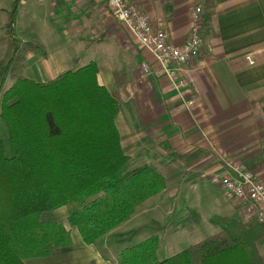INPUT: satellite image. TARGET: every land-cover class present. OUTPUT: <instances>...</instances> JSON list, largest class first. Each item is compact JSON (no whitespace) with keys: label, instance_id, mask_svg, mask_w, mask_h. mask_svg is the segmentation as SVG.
I'll return each mask as SVG.
<instances>
[{"label":"crops","instance_id":"obj_1","mask_svg":"<svg viewBox=\"0 0 264 264\" xmlns=\"http://www.w3.org/2000/svg\"><path fill=\"white\" fill-rule=\"evenodd\" d=\"M42 1L56 9L62 23L73 17L76 31L62 28L50 41V36H40L41 42H37L42 49L28 54L23 76L48 83L65 72L97 64L99 83L120 98L116 124L131 162L158 139L167 141L179 156L163 162L159 173L167 188L148 202L157 197L174 199L191 179L190 187L198 188L209 175L222 171L225 161L240 163L264 179V0L214 1L211 24L202 28V55L177 68L186 83L181 89L158 71L153 57L112 16L106 0ZM128 1L136 3L153 24L164 20L171 42L182 46L191 33L194 7L202 0ZM247 56L253 58L254 65ZM144 63L150 72H145ZM144 204L133 218L145 212ZM207 209L213 210V216L228 215L240 221L251 218L245 207H235L225 196L214 203L209 201L203 214L198 213L204 216ZM48 213L42 220L71 230L73 245L55 250L47 258L27 259L26 264H119V256L114 263L109 258L98 260L96 246L84 244L77 229L70 228L69 216L56 221ZM121 227L112 233L120 234ZM157 229L160 243V232L166 234V228Z\"/></svg>","mask_w":264,"mask_h":264},{"label":"trees","instance_id":"obj_2","mask_svg":"<svg viewBox=\"0 0 264 264\" xmlns=\"http://www.w3.org/2000/svg\"><path fill=\"white\" fill-rule=\"evenodd\" d=\"M5 27L7 51L0 60V264H26L73 245L71 230L42 220L46 212L72 206L70 228L84 244L97 246L128 222L142 203L167 182L151 165L133 167L116 121L121 102L98 81L90 63L48 83L23 76L29 53L42 49L15 35L18 3ZM215 0H202V28L212 21ZM8 79L14 84L3 93ZM220 232L160 261L159 241L150 237L125 249L119 264H264L258 244L264 223L214 217ZM136 230L117 235L131 241Z\"/></svg>","mask_w":264,"mask_h":264},{"label":"rangeland","instance_id":"obj_3","mask_svg":"<svg viewBox=\"0 0 264 264\" xmlns=\"http://www.w3.org/2000/svg\"><path fill=\"white\" fill-rule=\"evenodd\" d=\"M39 1L40 0H22L21 3H18L19 9L15 16V35L18 39H24V41L34 40L38 43L41 42V39H39L40 36L45 37L48 35L50 38L47 39L50 41L52 37L57 36L58 32H60L62 28L69 32L76 31L75 24L73 23V17H70L72 20L62 23V20L59 18V14L55 12V8L54 10L51 8L49 5L50 3H47V1ZM13 3L14 0H0V60L4 58L7 51V43L4 39L6 36L4 26L7 24L9 19ZM194 8H196V6ZM82 20L83 18L81 17V21ZM13 84L14 81L8 79L4 86L3 93L12 87ZM122 100H124V98ZM156 141L148 144V149H142L138 158L132 160V166L138 167L143 164L151 165L158 169V172H160L161 169H163V162L167 161L169 159L168 157H179L178 154L172 152V149H170L168 143H166L167 141H164L163 139H158ZM162 142H164L163 146L161 144ZM127 144L129 143H125V146H128ZM165 146L166 149L163 148ZM214 152L216 154V150ZM231 164L241 165L240 163L225 161L222 171L209 175L206 181L200 182L198 188L190 187L193 184V180L191 179L186 181L185 185L182 184V189L184 190H182V192L179 190L180 192H178L180 194L177 193L172 200H160V198L157 197V199H153L149 202L148 200L145 201L143 206L145 212H142L137 218H133L136 215L135 213L132 217L133 220L130 223L124 227L123 225L125 223L121 225L122 227L120 226L121 229L118 231L121 232L120 234H109L108 237L99 242L96 248L98 250L97 256L100 259H97L105 260L109 258V260L114 263V261L118 259L120 253L125 249L135 247L150 237H157L159 241V237L156 236L159 235V230L157 228H166V234L160 232L161 242L158 247L159 252L157 251V256L160 261L179 254L189 247L218 234L220 230L215 227L213 223H211V219L214 217L231 216H213L211 215L213 210L208 209L204 216L198 212L200 211L203 214L205 207L208 208L209 201L214 203L216 199L219 201L223 200L224 196L228 202L232 203L235 207H244L238 201L228 197L221 187L214 185L212 182V178L215 176L228 172ZM171 167L172 166H170V168ZM243 169L250 172L245 167H243ZM258 179L264 181V179ZM155 205H158V207ZM73 209L74 208L72 206H68L58 211L49 212L47 216L56 221L64 220L70 215ZM146 225L149 227L141 230L139 229V227ZM134 230L137 232L131 241L122 244L116 243L117 235H125ZM259 251L264 254V240L260 244Z\"/></svg>","mask_w":264,"mask_h":264},{"label":"built area","instance_id":"obj_4","mask_svg":"<svg viewBox=\"0 0 264 264\" xmlns=\"http://www.w3.org/2000/svg\"><path fill=\"white\" fill-rule=\"evenodd\" d=\"M106 4L112 16L131 33L137 44L153 57L158 71L169 77L177 88H184L186 83L180 79L177 68L191 64L202 55L203 8H194L189 38L182 46H176L165 30L164 20L159 19L156 25L153 24L146 13L128 0H106ZM247 61L250 65L255 64L250 56H247ZM143 68L146 73L150 72L148 64L144 63ZM212 182L221 187L228 197L242 204L248 214L256 216L259 222L264 223V181L243 169V166L231 164L228 172L215 176Z\"/></svg>","mask_w":264,"mask_h":264}]
</instances>
